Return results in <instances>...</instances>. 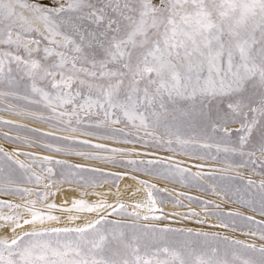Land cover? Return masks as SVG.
<instances>
[{"label": "snow or ice", "instance_id": "1", "mask_svg": "<svg viewBox=\"0 0 264 264\" xmlns=\"http://www.w3.org/2000/svg\"><path fill=\"white\" fill-rule=\"evenodd\" d=\"M0 89L4 98L26 101V109L35 106L49 113L32 119L83 132L85 117L102 116L95 122L105 128L102 138L170 153L122 160L115 156L134 150L83 141L113 155H65L103 160L212 193L220 187L225 196L231 193L264 216V180L257 185L249 178L232 191L231 181L244 180L239 172L217 181L212 173H192L173 160L174 155L199 156L205 150L203 155L212 159L223 154L228 168L221 172L251 165L264 175V0H0ZM121 124L123 128L110 127ZM136 154L154 156L147 151ZM16 155L0 149V192L21 198L35 195L36 200L23 205L0 201V228H9L0 236V264H264V245L140 223L167 219L158 207V202L165 203L160 192L167 190L147 181H138L145 186L147 200L134 206L148 209L150 214L143 216L128 212L123 203H108L107 193H93L98 199L92 203L73 199L70 207L44 203L55 195L44 191L56 188V174L46 166L52 158L19 153L31 159L25 164ZM54 163L69 169L59 173L61 178L73 168L85 171L82 165ZM88 171L84 185L101 186L97 176L104 174ZM126 174L108 175L119 179ZM37 201L44 203V210L36 208ZM203 203L205 208L212 204ZM3 208L9 212L3 213ZM57 209L96 213V218L82 226H51L62 223L53 214ZM24 211L29 218L23 217ZM157 212L160 215H152ZM113 214L130 220H110ZM212 214L228 227L224 214ZM198 216L190 212L186 218ZM227 217L233 222L239 217L264 241V220L239 212ZM79 218L68 216L70 221Z\"/></svg>", "mask_w": 264, "mask_h": 264}, {"label": "rangeland", "instance_id": "2", "mask_svg": "<svg viewBox=\"0 0 264 264\" xmlns=\"http://www.w3.org/2000/svg\"><path fill=\"white\" fill-rule=\"evenodd\" d=\"M4 89H0V92H3ZM26 101L23 100H17L14 97H9V98H4L3 96H0V139L4 142H8L10 144H14L15 146H21L23 148H28V151L25 150H18V149H10L7 148L5 145L0 144V149H2L4 152H7L9 154L11 153H16L17 155L14 157L15 159H18L20 161H23L25 164H30L32 161L29 157L24 156V155H19V153H30L33 154L37 158H43L45 157L44 154H40V152H35V151H30L34 147L45 149L48 151H54L56 152V148H60V152H88L93 155H99V156H112L113 154L110 152H104V151H99L93 147H90L88 145H84L81 142L83 141H88V139L85 138H76L73 131L69 130H64V128L56 126L51 123H45L42 122L38 119H32L30 118L31 115L39 116V115H44L48 116L49 113L47 112H39L37 111V108L35 106L31 108H25L24 105L26 104ZM19 112L21 114L17 115L16 113ZM27 112L29 115H25L24 113ZM3 114H8V115H15L16 118H10L7 116H3ZM19 118V119H18ZM24 119H28L40 124H44L46 126H50L51 129H39L34 127L33 125L29 123H25L26 121ZM102 119L101 117H96L92 116L91 118L85 117L84 122L82 123L81 127L85 130L83 131L84 133H92L93 136L91 137H106L107 133L105 131V128L103 125H100L99 128H97L96 121ZM8 122V123H5ZM110 127L113 128H123L124 125H111ZM58 129V130H56ZM44 130V131H43ZM55 130V131H54ZM128 129H126L127 131ZM53 131V132H52ZM57 131V132H56ZM61 132V133H60ZM81 132V131H77ZM82 132V133H83ZM59 133V135L57 134ZM50 134V135H49ZM70 137L71 139L69 141H65L63 139H57L54 137ZM95 134V135H94ZM78 137H84V136H78ZM88 137V136H87ZM106 140L109 138H105ZM73 140L77 141L75 142V147H70L69 149H63L61 148L60 145H55L53 143L57 144H74ZM111 140V139H109ZM89 144L90 145H105L108 148H127L130 150H134L131 152L130 155L127 156H115V159H122V160H128V159H153L156 157H166L170 155L167 151H155L154 149H145L142 147L140 143H127V144H120V146H113L110 144H106L103 142L95 141L92 139H89ZM133 145V146H132ZM131 146V147H130ZM147 151L148 153H154L153 155H137V152L144 153ZM205 150H201V153L199 156H190V155H174L173 160L179 164L180 167H184L189 169L192 173L196 172H202V173H212L213 176L217 181L220 180L221 176H236V173L239 172L241 176H243L244 180L241 181L239 178L233 180L230 182V188L232 191H235L237 187L242 188L243 184L246 183L247 179L251 178L256 182L258 185L261 180H264V175H261V169L257 166L255 169L252 168L251 165L248 167L244 168H237L235 165H233L232 169L228 172H221V169H226L228 168V164L224 161L223 154H221L217 159H212L211 155L204 156ZM215 150L213 149V154ZM259 156V153L256 154ZM79 156V155H78ZM83 157V156H82ZM85 158V157H84ZM54 160V161H53ZM61 160V159H60ZM94 160V159H90ZM53 163L46 165L48 167L53 168V172L56 174V176L61 179V180H70V181H75L79 183L81 186L86 187L84 185V181L88 179L91 175L90 171L92 168H87L83 167L85 171L80 172V170L73 168V176L66 175V178H61L59 173L61 171H64L66 174L69 172V169L66 166L62 165H56L54 162L56 159L52 158ZM66 161L67 165H69L71 162L67 160H62ZM102 161V160H101ZM38 163H43L42 159L38 161ZM202 165V167H200ZM124 167V166H122ZM33 171L39 172L40 169L38 167H34ZM121 173V172H119ZM103 177H100L99 175L97 176V179L100 181V185L103 184L102 182L106 179H109L110 182L115 185L117 184V179L114 175H108L103 172ZM115 174V173H112ZM129 175H132V173H129ZM55 176V177H56ZM105 176H108V178H104ZM133 176V175H132ZM162 178V177H161ZM168 180V179H166ZM171 181L172 183H175L180 186H184V188L188 189V191H184L182 189L176 188V187H171V188H164L161 187L157 184L156 187L157 189H166L167 191H162L160 192V198L165 200V203L160 204L158 202V207L163 209V213L167 216V219L164 220H141L140 223L143 224H156L157 226L163 227V226H168L171 228H177V229H192L194 231H203V232H208V233H216L221 237H228L229 240H239L242 241L246 244H252L255 245L256 247H260L264 245V241H262L259 237V234L257 233L256 235H252L251 232L253 229L246 228L242 224L241 220L239 217L236 218L235 222H233L231 219L227 217V214L230 212H239L243 216H250L253 217L256 221H262L264 220V216H261L258 211H253L252 208L240 204L238 201V198L236 196L229 195L225 196L224 192L221 190L220 187L216 188L215 193L206 191L203 188L197 187V186H189L187 184H181L177 181L173 180H168ZM205 181L207 184H211L212 180L209 179L207 176H205ZM224 183H229L225 181ZM154 184V183H152ZM17 185H13L15 187ZM19 187H29V188H35L36 186L34 184H21L18 185ZM42 190V189H41ZM48 190H52L49 188ZM197 192H193L196 191ZM255 191V189H253ZM80 192H83L80 190ZM170 194V195H169ZM16 197H20L19 195H9L4 192H0V201H8L13 204L15 201ZM189 197L193 199H189ZM177 201L179 203H177ZM211 201L212 204L209 205L207 208H205V205L203 202ZM172 203L173 206L177 207L178 209H185L184 212L186 214L190 212H196L199 214L198 217H190L186 218L187 215L183 216L180 215L181 211L176 210V211H171L168 208H166L167 204ZM126 205V204H125ZM183 205V206H181ZM216 205L219 207L217 208ZM6 209L9 212V209ZM2 209V210H3ZM126 210L128 212H131L126 205ZM109 212L111 209L108 210ZM219 212L224 214V222L228 224V227H223L221 226L222 221L220 218H218L216 215H213L212 213ZM171 214V215H170ZM179 214V215H177ZM141 215V214H140ZM152 215H160L159 212L153 213ZM174 217H173V216ZM143 216V215H141ZM210 216L212 218L217 219V223H212L210 221H206L207 217ZM110 220H121V221H129L130 218L124 216V215H116L113 214L108 217ZM185 219H189L191 223H186L184 221ZM198 218V219H197ZM202 220L203 222L200 223L198 221ZM220 222V223H219ZM3 221H0V224H2ZM1 230V228H0Z\"/></svg>", "mask_w": 264, "mask_h": 264}, {"label": "bare ground", "instance_id": "3", "mask_svg": "<svg viewBox=\"0 0 264 264\" xmlns=\"http://www.w3.org/2000/svg\"><path fill=\"white\" fill-rule=\"evenodd\" d=\"M3 116H7L10 118H16L15 115L3 114ZM24 120L26 121L25 123H29L36 128L46 129V130L51 129L50 126L48 127L44 124H40V123L31 121L28 119H24ZM56 130H58V129H56ZM57 134L59 135V133H57ZM72 134L75 135L77 139L78 138H81V139L85 138V139H88V141H89V139H92V140L103 142V143L110 144L113 146H120V144H121V143H117L115 140H112V139L106 140L105 138H102V137H95V136L91 137V136H93L92 134H86L84 132L83 133L82 132H80V133L74 132ZM60 136L61 137H54V138L62 139L65 137V136L63 137V135H61V134H60ZM78 136H84V137H78ZM73 142H77V141L73 140ZM0 144L5 145L7 148H10V149H18V150H25V151L29 150L28 148H23V147L18 146V145L15 146L14 144L4 142L1 139H0ZM53 144L60 145L61 148L63 147L64 149H69L70 147H68V145H72L71 148L75 147L74 146L75 143L74 144H68L67 143V144H63V145L57 144V143H53ZM77 144H78V142H77ZM30 151L40 152V154H44L45 156L51 157V158L56 159V160H60V159L61 160H67V161L71 162L69 165H82L83 167L98 169V170H100V172H102V173L104 172L106 174L119 173V172L128 173L126 175H123L121 178H119V180L117 181V184H115V185H113L109 179H106L102 182L103 184H101V186H92V187H88V186L83 187L75 181L72 182L70 180H65V179L61 180L59 178V176L57 177L55 175L56 176L55 177L56 188H51L52 189L51 191L48 189L44 190V191H48V192H55V195L49 196L48 200L45 201L44 203H53L54 202L59 207H70L71 201L73 199H84V200L88 201L89 203H92L98 199V197L93 195V193H107L108 195H106L105 199L107 200L108 203L115 204L117 202H120V203L126 204L130 210H132V211L135 210V211H138L141 215H145V214H150V213H148L147 208L135 209V207H134L136 203H138V202L143 203L147 200V191H146L144 185L138 183L139 180L147 181L148 184L154 183V184H157V185L164 187V188H167V189L171 188V187H176V188L182 189L184 191L185 190L188 191V189L184 188V186L182 187L180 185L172 183L171 181H168V180L161 178L159 176L150 175V174L143 173V172H134V171H131L130 169H128L126 167L114 166V165L107 163L103 160L102 161L101 160H90V159H86L82 156H78V155H74V154L65 155L64 152L48 151V150L37 148V147H34ZM129 173H132V175L135 176L136 179H133L132 178L133 176L129 175ZM73 174H74L73 169H71V175L73 176ZM104 178H108V176H105ZM80 190H82L83 192H80ZM193 192H197V190L193 191ZM81 193H84V195L81 196ZM29 200H36V196L35 195L25 196L23 198L16 197L14 203L23 205L26 201H29ZM44 203H40L39 201H37L36 208L44 210ZM166 208H168L169 210H171L173 212L176 210H180L181 211L180 215H183V216L187 215L184 212L185 209H181V208L178 209L177 207L173 206L172 203L167 204ZM2 211L5 214L8 213V211L6 209H3ZM53 214L60 216L62 223L60 225L52 224L51 226H65V225L82 226L87 221H90V220H93L96 218V213H67V212H61L58 209L53 210ZM22 215L24 218H29V214L26 211L22 212ZM69 215H74V216L78 215L80 218L70 221L68 219ZM206 217H207L206 221H210L212 223L218 224L217 219L212 218L210 216H206ZM184 221L188 224L191 223V221L189 219L184 218ZM28 227L29 226H25L24 229H17V233H19L20 231L26 230ZM6 233H9V228L7 226L1 228L0 236L5 235Z\"/></svg>", "mask_w": 264, "mask_h": 264}]
</instances>
